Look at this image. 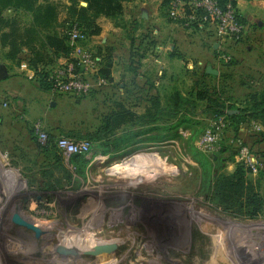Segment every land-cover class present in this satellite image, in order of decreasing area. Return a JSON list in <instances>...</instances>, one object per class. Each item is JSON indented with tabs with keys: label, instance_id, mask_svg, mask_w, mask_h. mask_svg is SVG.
<instances>
[{
	"label": "rangeland",
	"instance_id": "rangeland-1",
	"mask_svg": "<svg viewBox=\"0 0 264 264\" xmlns=\"http://www.w3.org/2000/svg\"><path fill=\"white\" fill-rule=\"evenodd\" d=\"M44 2L57 5L55 33L70 48L67 55L33 41L6 59L11 50L3 35L11 28L0 26V64L7 70L0 80V264H264V206L252 219L241 206L207 198L210 152L199 143L217 131L204 103L174 130V122L122 125L106 150L64 152L58 145L86 144L118 104L143 114L156 92L164 106L174 89L186 97L207 66L220 76L208 80L212 97L241 108L264 85L263 42H243L244 29L238 42L214 50L211 31L184 27L162 0L124 2L119 19L98 17V34L86 37L68 0ZM2 17L28 27L16 12ZM218 133L236 153L220 175L244 167L240 146L255 157L264 150L251 127L235 138L227 127ZM262 161L245 180L264 202ZM35 221L47 226L43 235L28 228ZM254 247L263 248L262 259Z\"/></svg>",
	"mask_w": 264,
	"mask_h": 264
},
{
	"label": "trees",
	"instance_id": "trees-1",
	"mask_svg": "<svg viewBox=\"0 0 264 264\" xmlns=\"http://www.w3.org/2000/svg\"><path fill=\"white\" fill-rule=\"evenodd\" d=\"M40 1L43 2L39 3ZM44 1L46 0H0V26L3 28L7 26L11 28L9 35H3V39L8 40L4 46L8 45L11 50V53L6 59L14 58L12 51L17 54L22 47H27L33 41L39 42L41 47L45 46L49 48L53 54H68L70 48L65 45L64 39L59 38L55 33L58 16L57 5ZM68 1L70 3L69 9L78 15L75 21L76 25L82 34L87 37L98 34L99 28L94 23L98 17H104L110 20L119 19L122 15L123 3L129 0ZM220 1L226 4L229 0ZM80 2L86 3V7L79 6ZM170 3L171 0H162V4L164 5H170ZM231 4L235 7L234 1H231ZM6 10L26 17L28 21L25 24L28 26L27 29L23 30L19 28L21 22L16 17H13V19H4L2 13ZM238 20L244 25L241 17ZM22 30L23 32L21 33ZM15 39L16 43L14 42ZM231 64L233 63H229L227 66ZM198 77L195 84L193 83L194 87L188 92H185L186 97H183L184 95L174 89L172 95L169 96L171 98L166 101V106L162 105L159 96H157L159 92H156L155 96L147 99V105L143 114L134 113L121 104L116 105V110H112L103 118L101 127L95 133L87 136L86 140H88L89 147L92 149L98 147H101L102 150L109 149L114 144L109 138L122 125L144 127L163 121L168 127L167 124L174 122L169 127V129L174 130L181 123L185 122L188 117L195 116L197 114L196 108L201 103L205 104L203 112L209 113L213 121L219 119L228 121L229 125L227 128L232 131L234 138L238 136L237 134L242 126L255 123L260 125L263 131L253 136L259 138L260 143L264 141V85H262L260 90L251 91L247 94L240 104L242 107L236 108L228 100L220 99L219 95L217 99L212 97L214 88L208 85V80L218 79L220 76L207 75L205 71H202ZM259 80L264 83V74L259 75ZM42 88L45 89L47 87ZM149 88L153 89L154 87L149 85ZM233 111L235 113L228 114V112ZM51 140L52 138L50 137ZM221 140L222 142L218 150L207 157L210 179L213 181V186L210 187L211 191L209 192L208 190L207 198L213 204L215 203L225 208H229L231 205L241 206V209L247 210L246 214L250 218H257L263 210L264 202L257 193L251 190L249 183L246 182L245 175L248 171L238 165L232 175L219 174L224 164L231 161V158L236 154L233 151L232 145L225 144L224 139ZM51 146L54 148L55 144L53 145L51 143ZM256 155H259L258 157L261 161L264 160V150L261 152L258 151ZM53 157L56 160L55 163L60 164L62 159L60 157Z\"/></svg>",
	"mask_w": 264,
	"mask_h": 264
},
{
	"label": "built area",
	"instance_id": "built-area-1",
	"mask_svg": "<svg viewBox=\"0 0 264 264\" xmlns=\"http://www.w3.org/2000/svg\"><path fill=\"white\" fill-rule=\"evenodd\" d=\"M231 1L233 0H229L226 4H223L220 0H171L168 9L169 16L174 20H180L184 27L201 28L211 31V35H213L218 44L223 45L230 41L234 43L238 42L242 37L244 25L238 20L240 15L235 7L232 6ZM73 34L74 37H76V31H74ZM228 125V121L224 119L213 121L210 129L214 127L217 132L213 130L212 133V130H208L200 139L199 145L205 151L210 152V154L216 152L219 146L218 141L220 140V137L218 138V132L228 127ZM243 127H251V130L256 133L262 131V127L255 123L242 126V128ZM216 143H218V145ZM215 144L217 146H215ZM58 145L64 152L85 151L87 147L89 149L88 142L85 144L83 142H70L60 139ZM239 148L237 157L238 162H240L246 170L256 172L260 166L259 161L261 160L259 157L250 154L243 146ZM36 224L39 223H31V225Z\"/></svg>",
	"mask_w": 264,
	"mask_h": 264
},
{
	"label": "crops",
	"instance_id": "crops-1",
	"mask_svg": "<svg viewBox=\"0 0 264 264\" xmlns=\"http://www.w3.org/2000/svg\"><path fill=\"white\" fill-rule=\"evenodd\" d=\"M235 4L245 27L242 41H255L258 44L262 41L264 45V0H235ZM211 46L218 50L223 45L214 43Z\"/></svg>",
	"mask_w": 264,
	"mask_h": 264
},
{
	"label": "water",
	"instance_id": "water-1",
	"mask_svg": "<svg viewBox=\"0 0 264 264\" xmlns=\"http://www.w3.org/2000/svg\"><path fill=\"white\" fill-rule=\"evenodd\" d=\"M81 5L84 6V7H86V3H81ZM141 19H143V20H146V19H147L146 12L143 11V10L141 11ZM205 73H206L207 75H211V76H217V75H218V72H217L216 70L212 69L210 66H207V67L205 68ZM6 77H7V70H6V68H5L4 65L0 64V80L5 79ZM233 113H235V111H233V112H228V114H233ZM28 228H29L31 231H33L36 235H38L39 232H40V230H39L38 228H36L35 225H31V224H29V225H28ZM68 249H69V250H70V249L72 250V249H75V248H73L72 246H69Z\"/></svg>",
	"mask_w": 264,
	"mask_h": 264
},
{
	"label": "bare ground",
	"instance_id": "bare-ground-1",
	"mask_svg": "<svg viewBox=\"0 0 264 264\" xmlns=\"http://www.w3.org/2000/svg\"><path fill=\"white\" fill-rule=\"evenodd\" d=\"M36 222V221H35ZM37 223V222H36ZM35 227L36 228H38L39 230H40V232H39V234H41V235H43V233L41 232V229H43V228H46L47 226H43V225H40V224H36L35 225ZM50 233V232H49ZM74 247H78L79 246V244H72ZM262 249L263 248H260V250H257V248L256 247H254V248H252L251 249V252H252V254H253V256L257 259V260H260V259H262V256H263V254L261 253L262 252ZM244 251V250H243ZM261 251V252H260ZM245 252V251H244ZM249 253V252H248ZM251 254V255H252ZM245 256V255H244ZM247 257V256H246ZM248 259V258H247ZM251 260H252V257L250 258ZM249 259V260H250ZM259 262V261H258ZM248 263V262H247Z\"/></svg>",
	"mask_w": 264,
	"mask_h": 264
}]
</instances>
